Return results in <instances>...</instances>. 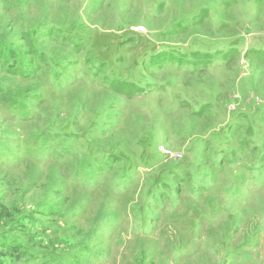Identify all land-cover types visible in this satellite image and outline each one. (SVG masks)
Returning a JSON list of instances; mask_svg holds the SVG:
<instances>
[{"label":"rangeland","instance_id":"rangeland-1","mask_svg":"<svg viewBox=\"0 0 264 264\" xmlns=\"http://www.w3.org/2000/svg\"><path fill=\"white\" fill-rule=\"evenodd\" d=\"M0 264H264V0H0Z\"/></svg>","mask_w":264,"mask_h":264}]
</instances>
